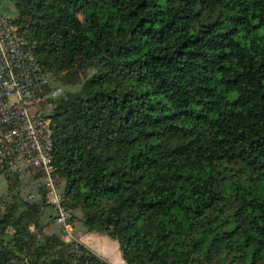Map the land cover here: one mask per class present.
<instances>
[{
	"label": "trees",
	"instance_id": "trees-1",
	"mask_svg": "<svg viewBox=\"0 0 264 264\" xmlns=\"http://www.w3.org/2000/svg\"><path fill=\"white\" fill-rule=\"evenodd\" d=\"M2 2L39 67L78 85L50 115L74 225L125 264H264V0ZM4 180L0 264H107L43 232V188L34 205Z\"/></svg>",
	"mask_w": 264,
	"mask_h": 264
},
{
	"label": "built area",
	"instance_id": "built-area-1",
	"mask_svg": "<svg viewBox=\"0 0 264 264\" xmlns=\"http://www.w3.org/2000/svg\"><path fill=\"white\" fill-rule=\"evenodd\" d=\"M62 94L36 62L34 44L21 38L0 7V179L31 175L45 180L44 200L55 210L64 243L76 242L74 223L53 183L52 101ZM40 199V197H39ZM26 200L37 201L30 193Z\"/></svg>",
	"mask_w": 264,
	"mask_h": 264
},
{
	"label": "crops",
	"instance_id": "crops-1",
	"mask_svg": "<svg viewBox=\"0 0 264 264\" xmlns=\"http://www.w3.org/2000/svg\"><path fill=\"white\" fill-rule=\"evenodd\" d=\"M3 7V10L6 12V9L8 8L5 4ZM3 181L4 179H0V182ZM53 218H55V213L52 215L51 213H44V216L42 217V223L48 225L45 226L43 231L46 235L59 232V228L54 223V220L51 222V219ZM74 237L76 243L85 246L107 264H125L120 257V253L118 252L119 255H117V250L116 252L114 251V241L109 238L96 233H87L79 224L74 225Z\"/></svg>",
	"mask_w": 264,
	"mask_h": 264
},
{
	"label": "rangeland",
	"instance_id": "rangeland-1",
	"mask_svg": "<svg viewBox=\"0 0 264 264\" xmlns=\"http://www.w3.org/2000/svg\"><path fill=\"white\" fill-rule=\"evenodd\" d=\"M7 4V3H6ZM2 5H4V2H2ZM6 7L8 9L6 14L10 17L14 16V9L11 5L7 4ZM84 78V76L80 77V79L82 80ZM54 82L55 85L58 86L61 91L62 94L64 95L66 92L68 91H73L76 90L78 88L77 83L74 82V80L72 79H68V78H61V77H57L54 78ZM45 180L43 179L42 176H38L36 179L31 176V175H24V179L19 178L18 180V185H19V192L22 196V198L26 199L27 195H29L30 193L34 194L38 199L40 197L38 191L40 190V188H43L45 190ZM13 186L10 185L8 182H6L5 180L3 182H0V198H2L3 196L7 195V193L11 192L13 190ZM51 208H48L45 210L44 213H51ZM95 234V233H94ZM114 243V251L117 253L119 252L118 248H117V244L116 242ZM119 255V253L117 254Z\"/></svg>",
	"mask_w": 264,
	"mask_h": 264
},
{
	"label": "water",
	"instance_id": "water-1",
	"mask_svg": "<svg viewBox=\"0 0 264 264\" xmlns=\"http://www.w3.org/2000/svg\"><path fill=\"white\" fill-rule=\"evenodd\" d=\"M29 203H33L34 205H42L43 204V200L41 199V201H40V203L39 204H37L36 202H34V201H30ZM10 264H21V263H18V262H12V263H10Z\"/></svg>",
	"mask_w": 264,
	"mask_h": 264
}]
</instances>
